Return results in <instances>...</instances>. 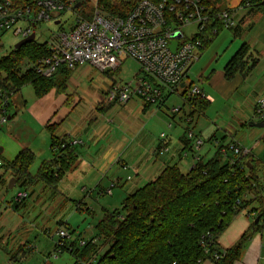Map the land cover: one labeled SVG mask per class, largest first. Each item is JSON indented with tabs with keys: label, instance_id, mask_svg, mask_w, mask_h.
Here are the masks:
<instances>
[{
	"label": "crops",
	"instance_id": "obj_1",
	"mask_svg": "<svg viewBox=\"0 0 264 264\" xmlns=\"http://www.w3.org/2000/svg\"><path fill=\"white\" fill-rule=\"evenodd\" d=\"M243 2L244 0H225L223 9L230 10L235 26L222 30L204 50H200L198 60L192 64L185 78L186 85H197L208 102L203 113H193L192 108L187 106L188 111L180 118V124H178L168 118L167 108L164 112L165 101L170 95L164 94L161 105L146 104L141 96L132 97L125 104H119L117 99L109 100L108 93L113 86L123 85L112 78L119 69L114 73H106L109 87H106L103 98H98V102L87 103L84 109L78 106L79 99H74V94H68L66 99L68 104L57 108L42 128L50 134V138L52 135L57 140L64 139L70 145L73 164L65 170L61 178L54 174L56 182L45 183L33 178L37 175L39 167L52 158L40 160L36 173L34 175L29 173L27 181L24 184L21 183L24 188L30 190L31 195L28 191H23L27 193L26 199L35 195L36 203L41 204L40 208L46 211L39 215L38 220H43L49 214L50 208L59 205L55 202L56 195L64 198L69 205H76L77 212L81 214V207L86 204L84 200L78 198L87 191H91L90 195L96 193L98 196L108 195L107 192L110 191L109 196L116 197L123 202L128 195L155 180L167 166L177 165L179 169L186 168L189 171L194 164L193 153L189 151L187 156L183 155L188 151L185 132L190 128L184 129L181 124L192 126L195 115H206L208 118L213 117L216 121L218 120L216 115L221 114L220 121L232 119L240 125H245L246 121H249V125L253 123L251 115L259 119L255 115V107L259 99L264 98V15L256 9H249L243 5ZM243 44L249 48L248 69L245 70L247 72H237L231 80H227L224 67ZM134 76L132 82H129L132 88L137 83ZM184 86L183 84L181 89ZM51 91L59 95L66 91V87L61 92L52 89L41 98L36 97L39 103L34 107L38 121L45 117L47 111L46 105L41 103V100H44ZM173 94H177L182 100L181 91ZM181 111L182 108L179 112ZM168 112L172 113L171 110ZM175 114L177 113H172V115ZM259 121L260 119L256 122ZM161 133L166 135L164 141L160 139ZM231 133L233 132L227 129L222 138ZM253 134V131H250L248 136ZM263 137L264 134L261 138ZM217 140L215 136L209 142L203 140L205 145L201 151V158L209 160L213 157L215 154L213 143ZM42 141L43 145L40 150L43 157L46 155L44 151L47 144H49L48 155L51 157V139L44 137ZM161 143L166 145L167 151L159 154ZM2 151L1 149L0 152ZM35 159L34 154L32 165ZM26 199L14 207H10L5 200H2L0 210L2 213L10 210L13 214L11 216H14L20 208H23L22 214L17 215L20 216V220L29 217L30 221L37 213L32 212L34 207L29 208L25 203ZM63 206L61 205L60 208ZM35 207L37 208V205ZM85 211L89 213L90 209L85 207ZM105 211L110 212L111 210L104 209ZM26 225L28 226L27 235H23L22 242L15 241L9 232L10 229L0 225V238L3 244V249H0V264H10L9 252L6 253V248H8L6 245L8 241H5L6 234H8V240L12 239L13 243H18L12 249L17 251L22 246L23 254H25L22 250L24 247L33 248L31 242L28 241L33 234L37 237L41 235V232L49 234L44 226L40 229L41 231L36 232L30 222ZM58 228L68 231V222L59 220ZM68 232L71 233V231ZM263 232L264 228L260 231L254 230L250 218L240 211L217 237L215 248L225 252L245 236L246 241L240 257L234 264H264L261 258L264 253ZM73 235L76 238H83L81 234ZM16 247L18 248L15 249ZM15 251L10 254H14ZM200 264L214 263L210 259H205Z\"/></svg>",
	"mask_w": 264,
	"mask_h": 264
},
{
	"label": "trees",
	"instance_id": "obj_2",
	"mask_svg": "<svg viewBox=\"0 0 264 264\" xmlns=\"http://www.w3.org/2000/svg\"><path fill=\"white\" fill-rule=\"evenodd\" d=\"M97 1L108 15L123 17L131 10L135 0H125L129 5L128 10L124 8L125 2L122 0ZM148 1L159 3L175 0ZM201 2L215 16L226 10L223 9L225 0ZM246 2L249 9H256L264 15L262 0H244L243 5ZM77 3H80L77 9H81L85 0H76L75 5ZM82 17L87 20L91 18ZM224 29L221 22L209 24L198 36L202 41L200 50H204ZM47 53L46 43L40 44L34 40L0 58V99L4 107L8 97L25 85L32 87L37 98L52 89L59 92L65 89L66 82L77 67L73 70L61 67L49 78L41 77L28 68ZM248 60L249 48L243 44L225 65V78L231 80L237 72H247ZM188 91V86L181 90L184 104L191 107L193 113H203L208 102L204 98L190 99ZM50 139L52 159L44 162L33 178L45 183L56 182L54 174L61 178L73 164L70 145L52 135ZM33 160L31 151L22 150L2 166L3 172L11 171L13 178L24 184L29 178L28 170ZM231 161L234 164L231 165ZM256 165L250 154L232 158L224 157L217 150L212 158H201L185 174L177 165L167 166L155 180L128 195L120 210L104 212L95 227L98 238L104 241L106 247L108 245L101 256H97L100 247L93 239H89L83 247L76 246L75 242L70 244L72 251L68 254L73 258L72 264H200L205 259H210L214 264H234L240 257L246 237L243 236L225 252L215 248V241L232 219L253 203L257 207L250 211V215L255 214L259 219L256 224L252 222V228L259 231L264 228V198L259 190ZM4 173L0 175V182H3ZM210 241L212 244L209 246ZM1 242L0 249H3ZM202 242L206 243L208 253H205ZM214 254L218 257L215 258ZM92 256H97L95 261L91 260ZM10 262L14 264L16 261L11 259Z\"/></svg>",
	"mask_w": 264,
	"mask_h": 264
},
{
	"label": "built area",
	"instance_id": "obj_3",
	"mask_svg": "<svg viewBox=\"0 0 264 264\" xmlns=\"http://www.w3.org/2000/svg\"><path fill=\"white\" fill-rule=\"evenodd\" d=\"M97 2L96 0L90 20L76 16V23L69 31L64 28L55 29L46 42L47 55L35 64H30L28 68L44 78L51 77L61 67L73 70L83 64L108 74L120 68L121 58H127L139 66V73L134 76L137 80L136 86L132 88L129 83L113 86L108 93L109 100L117 99L119 104H125L132 97L141 96L146 104L161 105L164 94L171 95L181 91L183 84L189 88L190 99L204 98L197 85H186L185 78L192 64L198 60L202 47L198 36L203 34L206 27L214 21L221 22L225 29L235 26L230 10L226 9L215 16L201 0L159 3L135 0L125 16L114 17L105 13ZM75 3L76 0H0V37L8 33L18 41L25 39L34 33L33 30L38 24L49 21L51 14L72 11ZM245 6H248L247 2ZM188 26H193L196 30L191 37L182 33ZM212 31L216 32L215 29ZM174 34H179L180 37L173 38ZM172 41L176 43L174 51L170 49ZM2 46L0 40V47ZM180 110L181 107H174L171 112L178 113ZM255 115L260 120L264 118V98L257 102ZM0 122L5 123L6 118L3 116ZM160 139L164 141L166 135L161 133ZM185 139L188 142V151L183 156H187L189 151L192 152L195 165L201 159L205 142L190 130L185 132ZM213 144L214 152L219 150L224 157H244L250 154L231 134H226L223 140L214 141ZM166 151V145L161 143L159 154ZM230 164H234V161ZM258 181L262 196L264 174ZM26 197V192L19 191L13 199L15 205L21 204ZM56 235L59 240L55 244V256L64 252L70 253V244L76 242L75 237L72 238L74 235L64 229H58ZM87 241L80 240L76 246L83 247ZM93 242L97 243L95 239ZM211 244L210 241L209 246ZM202 246L205 247V253H208L206 243L202 242ZM28 249H32L31 246ZM214 257L218 256L214 254ZM96 258L97 256H92L91 260L95 261ZM261 258L264 261V253Z\"/></svg>",
	"mask_w": 264,
	"mask_h": 264
},
{
	"label": "rangeland",
	"instance_id": "obj_4",
	"mask_svg": "<svg viewBox=\"0 0 264 264\" xmlns=\"http://www.w3.org/2000/svg\"><path fill=\"white\" fill-rule=\"evenodd\" d=\"M122 1L126 3L125 0ZM95 2L96 0H85L83 7L81 9H76L75 12L65 10L51 14V19L49 21L41 22L34 28L35 41L40 44L46 43L55 29L64 28L65 31H69L70 27L76 23V16L89 17L92 15ZM125 3H123L124 8L128 10L129 5L126 3L125 7ZM195 31L196 30L193 26H188L182 30V33L187 37H191L195 34ZM0 40L3 43V46L0 47V58H2L13 49V46L18 42V39H15L11 34L6 33L0 37ZM220 52H222V50ZM120 60L121 66L119 71L115 73L112 78L119 84L132 82L133 76L136 73H139L138 64L127 58H121ZM106 77V73L99 72L89 65H79L71 73V76L65 85V93L61 92V94L56 95L51 91L44 100H41V103L45 104L47 107L46 115L41 121L36 120L37 118L35 117L34 106L39 102H37L38 99L34 96L33 89L30 85H25L18 91L13 92L8 97L7 105L5 107L3 105V100L0 99V120L3 116L6 118L5 123L0 122V150H3L0 152V171L4 173L2 166L13 160L19 152L22 150H29L33 155H36L34 164L29 168V173L34 175L40 160H48L52 158V153H50L51 157L48 155L49 151L47 148L49 144H47V147L45 148L44 154L46 152V155L44 157L40 150L43 145L42 139L44 137L50 139V134L45 132L42 128L46 123V120L52 116L57 108H61L60 106L63 104H68L66 101L67 96H69L68 94H74V99H79L78 106L82 109H84L89 102H98V98H103L106 87H109L108 79H106ZM165 102L164 112H166V108L168 111H170L172 107L182 108V111L175 115H172V113L167 111L168 118L171 119V121L174 120L175 123L180 124V118H182L188 111L187 105L183 104L177 94H171ZM48 103L50 105H48ZM3 111L4 113H2ZM210 115L214 116L213 114ZM216 116L219 121H215L213 117L208 118L206 115H195V121L192 126H184V123H182L181 126L182 128L184 127V129L190 128V131L193 130L192 132L195 135L200 136L204 141L209 140L213 136L220 141L223 133H225L227 129H230L233 132L231 133V136L251 154L257 164L255 166V172L258 178H261L264 174V140L261 138L264 134V128H252L249 126V121H246L245 125H240L232 119L220 121V116L222 115L220 114V116ZM8 117L11 118L7 119ZM250 118L253 123L259 120L254 115H251ZM250 131H253L254 133L252 136H248ZM181 172L185 174L188 170L183 168L181 169ZM11 179L15 178H13L11 171L8 170L3 174V182L0 184V201L5 200L10 207H14L15 203L13 199L16 194L19 191H28V189L24 188L21 184L22 182L19 180L15 182L13 188L8 189ZM28 192L30 194V190ZM90 192L91 191H87L86 194L81 195L78 198L84 200L86 204L84 207H81V214L77 212L76 205H69L66 203L65 199L59 195H56L55 197V202L59 205L50 208L49 214H47V217L43 220H38L39 215L46 211L44 208H40L41 204L39 205L36 203L34 198L35 195L34 197L29 196L25 202L29 208L30 206L34 207L32 211L33 213H37L30 221L28 220L29 217H24L20 220V216L17 215L22 214L23 208H20L18 213L16 212L14 216H11L13 214L10 210L3 213L2 210H0V225L10 229L9 232H11L17 242H22L23 235H27L26 229L28 226L26 224L29 222L34 226L36 232L41 231L40 229L44 226L49 233L45 234L41 232V235L38 237L36 234H33L28 240L31 242L33 248L29 250L28 246L24 247L23 251L25 254L21 251L22 246L19 248L16 247L15 249L18 248L17 251L12 249L15 244L18 243H13L12 239L8 240L9 237L8 234H6L5 241H8V243L5 242L8 246V248H6V253L9 252V254L7 253L9 255V263L12 264L10 260L13 259L16 261L14 264H72L73 258L67 252L55 256V244L59 240L56 233L58 229H63L58 228L59 220L68 222V231L83 236V238H74V236H72V238L76 239V245H79L80 240L87 241L90 238L95 239L100 247L97 256H101L108 245L106 247L104 241L98 238L95 227L102 219L104 209L111 211L120 210L122 201H119L116 197L112 198L109 195L98 196L94 193L91 194V196ZM5 195V199H3ZM262 196L264 197V193ZM36 205L37 208L35 207ZM61 205L64 206L60 208ZM85 207L90 209L89 213L85 211ZM256 207L257 205L253 203L242 210L252 222L256 219V216L255 214L250 215V211ZM56 216H58L57 221ZM22 220L24 221L23 223ZM0 240L2 241L1 238ZM1 246H3V244H1ZM12 251H15V253L10 254Z\"/></svg>",
	"mask_w": 264,
	"mask_h": 264
},
{
	"label": "water",
	"instance_id": "obj_5",
	"mask_svg": "<svg viewBox=\"0 0 264 264\" xmlns=\"http://www.w3.org/2000/svg\"><path fill=\"white\" fill-rule=\"evenodd\" d=\"M80 7V3H77L75 6H74V9H77ZM180 35L179 34H174L173 35V38H179ZM35 39V34L32 33L29 37L25 38V39H22L20 41H18L14 46H13V49L14 50H19L21 47H23L24 45L34 41ZM175 46H176V43L175 41H172L170 43V49L174 51L175 49ZM250 127L252 128H264V118L259 121V122H256V123H250L249 125ZM1 151V150H0ZM16 182V179H11L10 182H9V185H8V189H11L13 188L14 184ZM258 217L254 220V223L256 224L258 222Z\"/></svg>",
	"mask_w": 264,
	"mask_h": 264
}]
</instances>
